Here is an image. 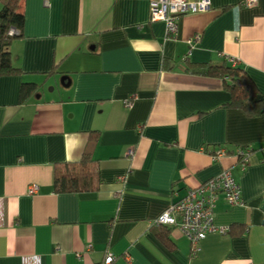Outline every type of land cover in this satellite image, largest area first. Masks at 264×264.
<instances>
[{
    "label": "crops",
    "instance_id": "obj_1",
    "mask_svg": "<svg viewBox=\"0 0 264 264\" xmlns=\"http://www.w3.org/2000/svg\"><path fill=\"white\" fill-rule=\"evenodd\" d=\"M150 2L20 0L10 50L21 71L0 76V264H100L107 252L112 264H264V112L228 104L223 77L190 67L226 59L264 94V0H211L176 37ZM24 82L36 88L22 98ZM88 145L100 186L56 191V165ZM238 146L253 148L246 164ZM225 168L243 203L219 195L215 222L229 231L195 252L155 220Z\"/></svg>",
    "mask_w": 264,
    "mask_h": 264
},
{
    "label": "built area",
    "instance_id": "obj_2",
    "mask_svg": "<svg viewBox=\"0 0 264 264\" xmlns=\"http://www.w3.org/2000/svg\"><path fill=\"white\" fill-rule=\"evenodd\" d=\"M256 0H244L249 5ZM211 0H151L150 17L152 20L161 19L166 23L168 36L176 37L179 30L180 18L188 12H196L209 8ZM16 27L10 29V33H17ZM197 33L189 38L190 42L198 40ZM228 57V56H227ZM235 63V58L229 56ZM126 104L131 105L132 99L127 98ZM227 148L221 147L214 154L220 157L226 154ZM240 157L241 163L246 164L251 153V146H238L235 150ZM38 183H32L28 187V193L37 192ZM223 193L230 204L243 203L241 197V185L236 180L229 168L223 169L219 174L208 178L196 186L190 187L186 194L173 202L158 218L156 224H175L183 231L192 243L193 250H199L201 241L210 232L227 233L230 226L215 222V208L219 195ZM116 254L107 252L100 264H112Z\"/></svg>",
    "mask_w": 264,
    "mask_h": 264
},
{
    "label": "trees",
    "instance_id": "obj_3",
    "mask_svg": "<svg viewBox=\"0 0 264 264\" xmlns=\"http://www.w3.org/2000/svg\"><path fill=\"white\" fill-rule=\"evenodd\" d=\"M20 0H0V76L21 71L14 65L10 45L15 37L21 34L25 15L19 9ZM16 27L19 31L11 34ZM191 70L225 79L231 93L228 104L243 108L251 115L264 112V94L260 92L254 80L241 66L229 63L226 59L219 62H190ZM36 88L35 82H24L21 87L22 98L27 97ZM262 94L263 97L256 99ZM90 145V144H89ZM86 147L78 161L61 162L56 165L54 189L56 191H78L97 189L100 186L99 162L93 155L91 147ZM253 148H251V151ZM229 151V150H228ZM229 231V230H228ZM169 228L162 229L160 234L167 242Z\"/></svg>",
    "mask_w": 264,
    "mask_h": 264
},
{
    "label": "water",
    "instance_id": "obj_4",
    "mask_svg": "<svg viewBox=\"0 0 264 264\" xmlns=\"http://www.w3.org/2000/svg\"><path fill=\"white\" fill-rule=\"evenodd\" d=\"M263 97V95L262 94H259L257 97H256V99L258 100V99H260V98H262Z\"/></svg>",
    "mask_w": 264,
    "mask_h": 264
}]
</instances>
